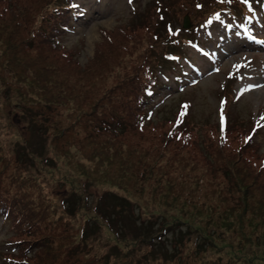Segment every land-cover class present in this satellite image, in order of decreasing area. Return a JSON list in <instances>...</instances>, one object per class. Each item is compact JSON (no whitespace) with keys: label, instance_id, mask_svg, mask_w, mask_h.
Segmentation results:
<instances>
[{"label":"rangeland","instance_id":"374dc122","mask_svg":"<svg viewBox=\"0 0 264 264\" xmlns=\"http://www.w3.org/2000/svg\"><path fill=\"white\" fill-rule=\"evenodd\" d=\"M20 1L0 0V46H5L6 40L10 42L11 59H20V47H14L16 37L18 41L19 37L28 38L35 34V30L54 35L52 30L48 32L51 29L48 15L56 10L58 0ZM78 1L88 12L83 20L74 24L73 33L66 29L65 20L58 16V23L64 30L60 35H54L53 43L25 46L29 53L27 64L39 74V80L29 88V105L25 104V99L13 97L14 90L21 94L25 91L12 84L14 79L6 77L7 72L14 73L13 69L0 62L4 82L12 89L8 95L0 93V178L5 183H27L19 190L28 193L23 204L30 211L16 234L7 238L0 235V242L5 238V241H23L19 251H8L5 246H0V264L10 262L5 257L20 259L18 264H158V254L151 255L157 228L146 233L145 238L128 228L126 235L124 232L117 235L111 228V222H116L113 212L117 210L113 208L109 212L107 207L112 208L113 194L127 196L137 203L134 208L142 209L145 216L147 212L155 215L162 211L169 216L166 227L172 222L188 220L190 234L187 225L179 223L165 240L170 250L175 245L177 250L182 249L187 257L190 256L187 264H215L219 256L238 255L237 241L244 246H259L264 254V245L260 244L264 243V42L254 38L252 24L241 16L243 8L239 9L243 2L257 0H218L216 4V0H130L128 5L126 0ZM15 5H33L35 9L16 21L22 25L19 29L11 26L17 18ZM6 11L14 13L13 20L7 21ZM217 11L224 15L215 14ZM228 14L233 22L219 19ZM186 15L189 28L182 25ZM248 19L251 20L249 16ZM120 28L129 29L135 39L119 53L116 66H106L97 58L111 51ZM191 28H194L198 43L185 42L186 57L175 59V64L181 65L184 71L180 74L183 75L182 85L173 86L172 81L176 78L171 76L170 65L159 69L156 62L161 52H165L167 42L177 39L179 34L185 35V31ZM89 66L92 69L84 71ZM109 69L119 72L112 79L98 76ZM159 70L164 74H158ZM47 72L56 77H47ZM84 72L90 74L89 79ZM155 75L161 81L165 76L168 80L165 81L167 85L161 84L159 92L171 88L181 91L164 100L167 104L163 108H149L147 113L154 112L157 116L154 120L162 116L173 120L176 112L183 118L186 116L182 128L186 126L202 146L195 148L201 161H185L187 170L184 173L169 172L168 182L162 177V183L174 182L173 189L185 187L190 201L193 197V202L197 201V196L201 206L199 214L194 215L191 209L165 211L168 203L153 193L163 186L153 181L147 183V172L141 173L149 167L158 174L166 171L171 156L181 149L177 143L165 152L164 157L152 156V163H157L153 166L147 160L145 149L139 152L123 142L122 153L116 159L110 158L112 163L105 171L101 165H93L92 161H98L94 155L82 156V150L78 148V135H83L82 131L77 133L76 128L81 114L93 111L95 115L97 109L94 111L93 106L102 95L107 98L108 92L120 93L135 83L144 88ZM4 90L5 87H1V92ZM11 94L12 99L8 100ZM34 113L42 116L43 121L37 120L36 123H42L47 132L29 127L27 121L34 120ZM73 121H76L75 127L65 124ZM62 132L70 135L64 134L60 139ZM136 141L143 145L150 143L143 138H136ZM20 147L31 156V160L23 159ZM184 147H190V144ZM150 152L155 154L152 149ZM125 161L135 172L131 182L121 168ZM195 181L199 188L196 186L191 192ZM139 182L141 185L136 187ZM104 190H107L106 197L102 194ZM243 194L247 201L245 207L242 206ZM66 197L68 205L63 204ZM97 200H101V204L106 202L102 212L94 209ZM36 201L40 202V212L34 205ZM188 214L192 215L189 217ZM137 216L140 218L141 213ZM151 220L159 222L153 216ZM124 222L128 224L129 216H124ZM28 224L37 228L32 229L31 234L23 228ZM166 231L168 228L156 238L161 240ZM35 235H43L45 242L30 252L23 249L26 246L24 241ZM150 236H153L151 241L148 240ZM186 236L206 238L209 243L201 244ZM231 242V246L224 245ZM164 263L167 262L160 261L159 264ZM237 264L257 263L241 259Z\"/></svg>","mask_w":264,"mask_h":264},{"label":"trees","instance_id":"16d2710c","mask_svg":"<svg viewBox=\"0 0 264 264\" xmlns=\"http://www.w3.org/2000/svg\"><path fill=\"white\" fill-rule=\"evenodd\" d=\"M21 0L20 2H22ZM73 2H79L78 0H58V3L56 5V10L49 13L48 20L49 25L51 26V29L48 30V32L54 33V35H60L64 28L60 23H58V16H61L65 22L67 23L66 29L71 28V26L76 23L79 19H84L86 14H83L81 8L79 6H74ZM19 3V2H18ZM13 7H17V18L13 21L12 28L13 29H19L21 27V24H17L16 21L20 20L24 13L35 11L33 5L29 6H20L15 5ZM19 7H22L24 9H21ZM255 8V6H254ZM240 9V8H239ZM84 11V10H83ZM221 11H217L215 14L220 13ZM8 15L9 20H13L15 15L11 11H6ZM29 14V13H27ZM224 15V13H220ZM214 17H217L215 15ZM35 17L32 18V23L34 22ZM74 31V29H73ZM72 31V32H73ZM18 34V31L15 32ZM54 35L51 33H45L44 30H35V34L32 36L21 39L19 37L15 38V45L20 47L18 54L20 59H14L10 58L9 52L11 51L10 43L8 40L5 42V46H0V62L3 64V66H7L13 69L14 73L7 72L8 79H14L13 83L17 87H23L25 94H21L19 91L14 90L15 93L13 94V97L18 100V98L25 99V104L29 105V88L32 86L33 83H36L39 80V74L34 71V69L31 67L30 64H27L29 62V53L28 48H25V46H29V44H39L37 46H44L48 45L49 43H53L54 41ZM135 39V35H132L130 33L129 29H123L120 28V34L118 36V40L115 44H113L110 49V52H106L105 54H100V57L97 58V61L105 62L104 65L111 64L112 66H116V63L119 59V53L123 50H126L131 42H133ZM1 41V40H0ZM3 41V40H2ZM185 42H189V44H196L198 43V40L195 37L194 28L189 29L188 31H185V35L179 34L178 38L175 40H171L167 42V47L165 52H161V56L159 60L156 62L158 64L157 68L161 69L165 67L166 65H170V68L173 70L172 77H175L176 79L172 81V85H179L183 75H180L183 73V67L181 65L175 64V59H183L186 57V51H184V46H186ZM33 47V46H32ZM30 47V48H32ZM189 49H192V47L189 45ZM15 60V62H14ZM1 66V65H0ZM87 68V67H86ZM168 68V67H166ZM92 68L89 66V69H85L84 71H90ZM53 71L56 72V69L53 68ZM119 71L117 69H109L105 71L103 74L98 76H103L105 79H112L114 77L115 73H118ZM177 73H179L177 75ZM158 74L163 75L164 73L159 70ZM49 78H55L56 76L52 73L47 72L45 74ZM84 75L86 79H89L90 74H86L84 72ZM0 72V93H4L5 95L10 94L11 87L6 85L4 82L5 78ZM170 76V77H171ZM167 77H164V81H161L158 79V76L155 75L154 80L152 82L150 79H148L149 84L148 86L144 87L138 84H133L129 86L126 91H122L120 93H113L108 92V97L105 98V95H102L100 98V101L93 106V109L95 111V108L97 109V113L91 111L89 113H83L81 114L77 121L79 122V127L77 128V133H80V131L83 132L82 136H79V140L77 141L78 148L82 150V156L92 154L94 157L98 159L96 162L95 160L92 161L93 165L99 167L102 166V170L105 171L106 168L112 163L110 158L116 159V156L120 155L123 149V142L129 147H131L134 150H138L141 152L143 149L146 151L147 160H149V164L152 163L151 157L152 156H160L164 157L165 152H168L170 148H172L176 143L181 147V149L174 153L171 156V162L169 165H167V170L158 174L156 171H154L153 167H149L147 169H144L141 173H146L145 181L147 183L154 182L156 185H162V188H159L161 190H154V195L161 199L166 205V210H176V209H191L194 211L195 214H199L201 211V206L199 204V198L196 196V200L193 199L189 200V195L185 192V187H179L177 189H173L175 183H162V177H164L165 181L168 182V173L169 172H178L180 174L184 173L187 168L185 161L190 160L193 162H198L200 160V155L198 154V151L195 148H202L201 145L197 143L196 138L193 136V134L187 130L186 126L185 129L182 128V122L185 123L186 116L183 118L175 113V116L173 120L170 119H163L158 118L157 120H154L153 118H157V116H154V112L147 113L146 110L149 108H152L155 104H157L159 101L162 100L161 108H163L167 103L163 102L164 100L171 97L173 93H175L177 90H174L171 88L168 91L165 92H159L161 84L167 85L165 81H168L166 79ZM126 80V79H125ZM43 80L40 81V83ZM123 82V81H122ZM162 82V83H161ZM50 83V82H47ZM182 83V82H181ZM127 84V83H123ZM181 85V84H180ZM136 86V87H135ZM1 87H5L4 92H1ZM13 88V87H12ZM43 87H40L42 89ZM114 90V88L112 89ZM17 95V97H16ZM157 96V100L154 101L153 97ZM25 96V98H24ZM12 99V94L10 97H8V100ZM67 100H72L71 97H66ZM151 100V104L149 101ZM20 101V100H19ZM116 104V105H115ZM159 106V107H160ZM158 107V108H159ZM160 108V109H161ZM115 111V112H114ZM94 118L91 120V118ZM30 117V116H29ZM33 121H27L29 123L30 128H34V130L47 132L46 128L42 123H36L37 120L43 121L42 116L39 113H34L32 115ZM160 125H157L159 124ZM67 125H73L76 126V121L73 122H67L65 123ZM94 129H91V128ZM89 128V131H86V129ZM52 129V128H51ZM64 134L70 135L69 133L62 132L60 139L63 138ZM136 138H143L146 140H150V143L147 145L139 144L136 141ZM66 141H69V139ZM65 141V143H66ZM186 144H190V147H184ZM20 153H23V159L24 160H31V156L27 154L24 148H18ZM155 151V154L150 152V150ZM31 150V146H30ZM29 150V151H30ZM79 151V150H77ZM80 152V151H79ZM98 152V153H97ZM41 152H39L40 154ZM52 159V158H51ZM91 160V159H90ZM153 166L157 164L156 162L152 163ZM121 168L125 173L127 174L128 181L131 182L135 177V172L131 168V164L127 161L124 162V164L121 166ZM37 174V173H36ZM123 175V177H124ZM160 175V176H159ZM88 181V180H86ZM25 184V182L15 181L12 183L9 181L8 183H5L2 178H0V220L1 224L4 226V228L7 230L8 235L16 234L17 231L20 230V224L23 222L24 217L29 215L30 211L28 208H26L23 204V198L28 194L26 191H20L19 189L22 188ZM141 182L136 184L137 186H140ZM199 188L198 182H193V186L190 188L194 189L195 187ZM48 188V187H47ZM48 191V190H47ZM107 190H104L105 192ZM178 191V192H176ZM50 192V190L48 191ZM192 192V190H191ZM247 193V192H246ZM103 195H107V192L102 193ZM244 195V194H243ZM156 197H153L156 199ZM102 198V197H101ZM112 208H108L107 210L110 212L113 208H115L117 211L113 212V215L115 217L116 222H111V228H113L114 232L119 234H127V228L137 232V236H141V238H145V234L148 232H151L154 228H157V232L154 233V235H159L161 232H165V230L168 228V232L166 231L165 236L158 240L156 236H154V241L151 245V255H157V259L163 262L171 263V264H187L188 259H191L190 256L188 257L185 255L184 250L182 249H176L174 245V249L170 250L166 246V239L168 238V235L176 228V225L179 223H183L182 225H187L188 233H191L190 223L188 220L183 221L179 220L178 223L172 222L168 227L165 226L166 220L169 218V216H166L162 214V211L156 212L155 215H153L150 212H147V216H145V212L138 208H134V206L137 205V203L130 200L127 196H118L113 194L112 196ZM190 201V202H189ZM261 204H263V200L260 199ZM63 204L68 205L69 199L68 197L63 198ZM92 204V203H91ZM106 204V202H105ZM105 204H101V200H97L94 202V209L96 211L102 212L103 209H105ZM164 204V205H165ZM7 205V206H6ZM35 207H37V211L40 212V202H35ZM242 206H247L246 201V195H244V199L242 202ZM118 207V208H116ZM102 208V211H101ZM131 209H133L131 211ZM209 210V207H207ZM134 211L137 212V214L141 213V217L139 218L137 214H134ZM125 213V214H123ZM116 215L118 217H116ZM129 216V222L126 224L124 222V216ZM143 215V216H142ZM189 217L192 214H188ZM152 216L155 217V219H158L159 222H153ZM176 219V218H174ZM136 221V222H135ZM161 224V225H160ZM24 230L31 234L32 229H37L35 225L28 224L23 227ZM176 232L179 231V229L175 230ZM132 236L131 233H129ZM128 234V235H129ZM168 234V235H167ZM153 236H150L148 238L149 241H151ZM191 239H197L199 243L207 244L209 243V240L206 238H197V237H190L186 236ZM21 239L16 240H7L3 243L5 246H9L10 248H5L8 251H19L20 245L22 244ZM26 243V246L23 249H28L29 252L34 250L33 247L37 245H41L43 242H45L44 236L35 235L34 237L28 238L24 241ZM200 244V245H201ZM233 242L224 244L225 246H231ZM264 245V243H260ZM236 251L239 252L238 255H228L227 257L219 256L215 259V264H237L240 262L241 259L246 260H254L257 264H264V254H262V248L259 246L255 247H249L239 244V242H236ZM167 255V256H166ZM4 255H2V258ZM6 260L10 261V264H18V261H21L20 259L16 260L12 257H5ZM156 260L155 258H153ZM258 259V260H257ZM14 260H16L14 262ZM200 260V258H199ZM260 261V263H259ZM6 263V264H9ZM158 263V264H159ZM164 263V264H167ZM206 262H204L205 264ZM199 264H202L201 262Z\"/></svg>","mask_w":264,"mask_h":264},{"label":"water","instance_id":"95a60500","mask_svg":"<svg viewBox=\"0 0 264 264\" xmlns=\"http://www.w3.org/2000/svg\"><path fill=\"white\" fill-rule=\"evenodd\" d=\"M189 26V21H188V18L187 17H185V19H184V22H183V27H188Z\"/></svg>","mask_w":264,"mask_h":264},{"label":"bare ground","instance_id":"6f19581e","mask_svg":"<svg viewBox=\"0 0 264 264\" xmlns=\"http://www.w3.org/2000/svg\"><path fill=\"white\" fill-rule=\"evenodd\" d=\"M245 78V77H244ZM249 81V80H248ZM260 94V93H259Z\"/></svg>","mask_w":264,"mask_h":264}]
</instances>
